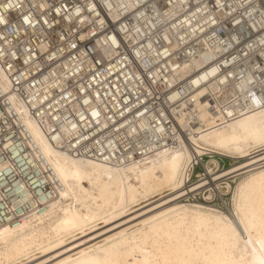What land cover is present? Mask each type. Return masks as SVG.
Returning a JSON list of instances; mask_svg holds the SVG:
<instances>
[{
    "label": "bare ground",
    "instance_id": "1",
    "mask_svg": "<svg viewBox=\"0 0 264 264\" xmlns=\"http://www.w3.org/2000/svg\"><path fill=\"white\" fill-rule=\"evenodd\" d=\"M175 2L162 0L169 6L162 27L173 19L171 12L181 14ZM134 9L130 3L123 12L119 6L102 11V23L115 39L98 37L105 58L118 62L131 51L134 63L142 65L143 54L131 48L140 36L120 21ZM181 23L166 27L175 35L167 38L169 52L180 50L185 40L208 50L193 55L188 50L178 64L165 65L167 75H159L157 95L146 107L132 87L135 96H127L121 111L116 106L114 112L95 111L88 104L81 124L65 122L59 130L19 109L31 138L24 142V156L50 190L33 200L31 212L0 228V264H126L132 255L138 264H260L264 259V107L247 91L238 101L232 98L241 79L234 71L227 79L223 73L228 59L253 67L248 61L253 56L263 72L264 32L247 30V42L220 49L213 43L222 37L200 35L206 27H192L194 34L180 41ZM225 51L231 52L226 60ZM207 156L211 159L203 164ZM215 156L234 163L217 171ZM199 164L203 174L189 185ZM225 191L232 194L230 214L207 203Z\"/></svg>",
    "mask_w": 264,
    "mask_h": 264
},
{
    "label": "built area",
    "instance_id": "2",
    "mask_svg": "<svg viewBox=\"0 0 264 264\" xmlns=\"http://www.w3.org/2000/svg\"><path fill=\"white\" fill-rule=\"evenodd\" d=\"M139 1L0 0V16L8 22L0 25V38H4L0 39V228L31 212L33 200L50 190L41 181L43 176L30 169L24 156L28 150L24 142L31 138L19 109L24 107L31 114L44 117L59 130L65 122L69 125L78 120L81 124L86 112L83 109L88 104H92L95 111L107 107L114 112L113 106L117 107L118 112L121 111V107L128 104L125 102L127 96H135L132 87L145 100L141 107H146L154 102L157 95L158 85H161L159 75H167L165 65L169 66V62L178 64L188 50L193 52L192 55L201 49L208 50L206 47L200 48L194 41L185 40L187 34H194L192 27H206L207 32L200 35L212 32L222 37L223 42L217 40L213 43V47L218 45L220 49L238 40L248 41L247 29L237 37L238 29L215 10L216 0H197L194 4H191V0H181V3L179 0L183 8L181 14L171 12L173 19L164 27L161 19L169 6H162V0H148L138 7ZM9 2L20 7L3 8ZM171 2L176 4L175 0ZM222 2L223 11L227 13L228 5H231L235 10L233 15L237 17L250 13L254 19H259L264 7V0ZM130 3L135 4V9L122 16L120 21H126L134 36L135 33L139 34L140 39L131 48L143 54L141 61L145 67L134 63L136 59L131 51L123 53L116 62L115 58H105L96 46L100 35L108 38L113 35L102 23V11L119 6V11L123 12ZM58 8L59 13L56 11ZM24 16H29L32 22L25 24ZM210 17L216 19L217 23H212ZM179 22H182L178 26L184 36L179 40L185 42L180 50L172 53L169 52L167 38L173 39L175 35H169L167 31L173 30L166 27ZM164 52L166 56H163ZM229 54L225 51L221 58L226 60ZM228 60L231 64L223 73L234 71L238 80L254 76L256 81L249 86L260 100V82L264 81V71L256 68L255 56L248 59L253 67ZM115 66H118V70H115ZM84 133H91V130ZM111 137L105 135L104 139ZM17 181L24 185L23 192H16ZM5 188L10 191L5 192Z\"/></svg>",
    "mask_w": 264,
    "mask_h": 264
},
{
    "label": "snow or ice",
    "instance_id": "3",
    "mask_svg": "<svg viewBox=\"0 0 264 264\" xmlns=\"http://www.w3.org/2000/svg\"><path fill=\"white\" fill-rule=\"evenodd\" d=\"M12 7H16L19 8L20 5L19 4H13L11 2L4 4L3 8L7 9V8H12ZM41 7H46V5H41ZM224 8V3L222 2V0H216L215 3V10L217 12H219L224 18L226 22H230L235 29H238L237 31V37H240L243 35V32L245 31V29H247L249 32H251L253 29H257L261 32H264V11H261L259 14V19H254L252 17V15L249 13L247 16H245L244 14H240L239 17H237L236 15H233V12L235 11L234 9H232L231 5H228L229 11L227 13H225L223 11ZM57 13L60 12V9L58 8ZM77 12H79V8L76 9ZM24 23L28 24L31 23L32 21H30L29 16H24ZM211 19L212 23H217L216 19ZM8 22L4 19L3 16H0V25H4L7 24ZM45 23H47V21H45ZM236 37H234L235 39ZM0 39H4V38H0ZM81 39H84V37H81ZM110 40H112L113 43H115V39L114 38H109ZM261 44L264 45V40L261 41ZM249 48L252 47L251 44L248 45ZM261 55L264 56V47H261L260 49ZM229 75H234L233 73H226L225 74V79H227V77ZM221 84L225 83V81H220ZM252 84V81L250 79H241L240 82L238 84H235L233 87V93L230 94V96L234 99H239V97L244 93V92H248V96L252 97V101L253 103H259L261 104L262 107H264V81L260 82V86H261V90H262V95L260 100H257L255 96H253V94L251 93V91H249L248 89V85ZM237 89L239 91H237ZM245 99H247V97H245ZM229 115H231V113H228ZM260 143L261 145H264V137H261L260 139ZM5 147H7V145H5ZM6 167H8L6 165ZM24 190V185L22 183H20L19 181H17V187H16V192L20 193L23 192ZM5 192H9L10 190L5 188L4 189ZM261 229L262 231H264V221H262L261 224ZM261 248L264 249V241H261ZM126 264H138V260L137 258L132 255L129 256L127 259ZM260 264H264V259H261Z\"/></svg>",
    "mask_w": 264,
    "mask_h": 264
},
{
    "label": "rangeland",
    "instance_id": "4",
    "mask_svg": "<svg viewBox=\"0 0 264 264\" xmlns=\"http://www.w3.org/2000/svg\"><path fill=\"white\" fill-rule=\"evenodd\" d=\"M217 160L219 161V165L220 167L217 169V171H222L224 169H227L229 168L234 162L230 159H227V158H223V157H217ZM211 159V156H207L203 159L202 163L203 164H207ZM195 171L194 173L192 174V178H191V181H190V184H195V182L199 181L201 178V175L203 174V166L202 164H199L198 166L195 167ZM233 186H235L234 183H232ZM229 194V195H228ZM231 198H232V194L231 193H227V191L224 192L223 195H221L220 197H216L214 198L212 201H207V203L209 205H212L214 207H217L221 210H223L225 213H228V212H232V207H231ZM199 202L201 203H205L202 198H199L197 199ZM225 203V204H224ZM228 213V214H230Z\"/></svg>",
    "mask_w": 264,
    "mask_h": 264
}]
</instances>
